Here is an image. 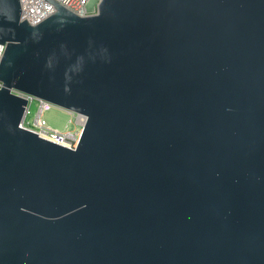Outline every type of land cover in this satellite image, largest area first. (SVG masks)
<instances>
[{"label": "water", "instance_id": "95a60500", "mask_svg": "<svg viewBox=\"0 0 264 264\" xmlns=\"http://www.w3.org/2000/svg\"><path fill=\"white\" fill-rule=\"evenodd\" d=\"M52 2L0 0V264H264V0Z\"/></svg>", "mask_w": 264, "mask_h": 264}, {"label": "built area", "instance_id": "2783aa9c", "mask_svg": "<svg viewBox=\"0 0 264 264\" xmlns=\"http://www.w3.org/2000/svg\"><path fill=\"white\" fill-rule=\"evenodd\" d=\"M59 3L60 5L70 9L71 11L77 13L78 15L92 14L95 13L97 3L100 0H52ZM51 0H19L20 6V16L19 19L26 17L29 24H35L43 18L50 15L55 6ZM5 44L0 43V56L4 49ZM1 86V82H0ZM18 96L26 99V104L24 108V113L20 122V126L26 129L34 131L38 136L49 140L51 142L63 145L69 148H75L82 125L84 124L86 117L80 113L74 114L75 122L79 125L78 130L75 132L65 131L60 132L56 129H53L46 125L45 120L41 117L42 113L46 110H49L53 105L51 102L38 98L36 96L20 92L18 90H13ZM36 101V109L32 122L30 123L26 117L30 111V104Z\"/></svg>", "mask_w": 264, "mask_h": 264}, {"label": "rangeland", "instance_id": "374dc122", "mask_svg": "<svg viewBox=\"0 0 264 264\" xmlns=\"http://www.w3.org/2000/svg\"><path fill=\"white\" fill-rule=\"evenodd\" d=\"M29 108L30 111L26 119L31 123L36 109V101L33 100ZM41 117L45 120L47 126L60 132H75L79 128V125L75 122L74 114L55 105H52L49 110L44 111Z\"/></svg>", "mask_w": 264, "mask_h": 264}]
</instances>
